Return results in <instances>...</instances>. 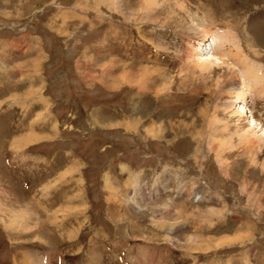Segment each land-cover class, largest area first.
Instances as JSON below:
<instances>
[{"label": "rangeland", "instance_id": "1", "mask_svg": "<svg viewBox=\"0 0 264 264\" xmlns=\"http://www.w3.org/2000/svg\"><path fill=\"white\" fill-rule=\"evenodd\" d=\"M115 2L0 0V264H264V94L192 67L264 0Z\"/></svg>", "mask_w": 264, "mask_h": 264}, {"label": "bare ground", "instance_id": "2", "mask_svg": "<svg viewBox=\"0 0 264 264\" xmlns=\"http://www.w3.org/2000/svg\"><path fill=\"white\" fill-rule=\"evenodd\" d=\"M114 3L116 4L115 0H114ZM197 25L201 28V33L200 34L207 33L206 32V25L203 23L202 19H199V18L197 19ZM195 30L198 33L199 30H197V29H195ZM211 40H213V41L210 44V46L211 47H216V45L218 44V42L216 41V39H214V36H213V38ZM222 41H223L222 44H221L222 46H225V45H228V44H229V46H231L229 48V51L228 52H226L225 54H223V56H219V57L212 56V55L210 57L208 56L209 57L208 59L207 58H196L195 59V55H194L193 56L194 59H193V66L192 67L194 69L199 68L200 70H202V72L207 73V72H210L213 69V66L220 64V65H224V66L227 65L228 68L230 70H232V71H233V69H236L237 71H240V64H241V74H242V76L245 73V77H242V78H244L243 79L244 88L246 87L248 89V86H245V83L247 84V81L250 80V82H252L253 86L256 87V90L258 88L260 90H262V95H263L264 94V75L259 71L260 69L258 70L256 68L257 67L256 65L254 66L251 62H248L249 59L248 60L244 59V57L242 56L243 53L241 51L242 48H243L242 44H240V42H238V40L233 35H231V37L228 36L227 38H225ZM229 61H230V64L228 63ZM237 66L239 68H237ZM144 73L146 74L147 72H144ZM249 90H251V88ZM242 95L243 96L241 97V101L248 99V97H249L250 94L247 91H244ZM229 107H231V106H229ZM235 112H234V114L236 116L237 115H239V117L242 116L240 114V112H238V110H237V113H235ZM132 125L133 126L131 127V129H134L135 128V124H132ZM250 127L253 128V129L260 128V130L263 131V132L262 131L261 132L263 133L262 135L264 136V127L261 126L260 123L255 122L254 119L249 122V129H250ZM157 131L159 132V130L156 129V128H154V129L153 128L147 129V133L148 134L151 133L154 136L157 135L156 134ZM256 135L257 134L255 133V136ZM246 138H248L247 141H246V145H248V146H254V144H253L254 143V139L253 138H250V137H246Z\"/></svg>", "mask_w": 264, "mask_h": 264}]
</instances>
